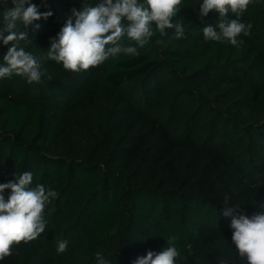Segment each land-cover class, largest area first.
<instances>
[{
    "label": "trees",
    "instance_id": "obj_1",
    "mask_svg": "<svg viewBox=\"0 0 264 264\" xmlns=\"http://www.w3.org/2000/svg\"><path fill=\"white\" fill-rule=\"evenodd\" d=\"M31 2L52 12L17 27L43 75L31 84L0 78V183L30 171L29 187L57 196L45 206V231L0 264H97L95 253L134 264L171 237L176 264H248L232 244L223 200L249 218L264 212V0L239 17L252 27L238 47L205 40L203 28L220 14L201 20L203 0H183L173 18L183 38L169 29L140 48L125 36L120 43L138 56L80 72L46 52L71 9L100 0ZM11 6L0 0V28ZM8 47L0 41V65ZM58 241L68 242L62 254Z\"/></svg>",
    "mask_w": 264,
    "mask_h": 264
},
{
    "label": "clouds",
    "instance_id": "obj_2",
    "mask_svg": "<svg viewBox=\"0 0 264 264\" xmlns=\"http://www.w3.org/2000/svg\"><path fill=\"white\" fill-rule=\"evenodd\" d=\"M183 0H100L94 6L85 2L81 9H71V16L51 41L46 58L62 64L71 72L87 71L121 54L138 56L136 46L120 43L125 36L140 48L145 47L158 32L166 36L167 30L175 29V38L184 36L183 24L173 23V18L181 10ZM252 0H203L199 17L203 20L215 10L221 19L217 26L203 28L205 40L228 42L233 46L243 43L237 38L250 34L252 25L240 21L239 17L247 10ZM12 6L4 12L3 27L0 28V41L9 46L0 65V78L12 74L26 77L28 83H40L41 65L37 58L19 46L20 41L29 40L27 31H18L20 22L25 27L33 21L47 20L51 11L40 12L31 0H11ZM229 11L237 18L228 19ZM153 25L155 27H153ZM36 29H39L37 24ZM217 27L219 31H217ZM33 180L30 171L16 175L7 183H0V260L12 255L14 245L37 239L45 231L44 209L56 191L38 184L29 187ZM5 190H10L7 199ZM223 215L231 217L233 229L232 244L248 264H264V212L253 215L236 214L238 207H229V197L225 196ZM57 253L67 249V241H58ZM97 264H107L100 253H95ZM180 256L175 238L167 239V246L160 252L149 250L138 257L134 264H176ZM182 258V257H181ZM220 264H225L220 261Z\"/></svg>",
    "mask_w": 264,
    "mask_h": 264
}]
</instances>
